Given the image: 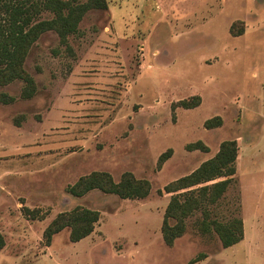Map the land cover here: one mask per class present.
Listing matches in <instances>:
<instances>
[{"label":"rangeland","instance_id":"374dc122","mask_svg":"<svg viewBox=\"0 0 264 264\" xmlns=\"http://www.w3.org/2000/svg\"><path fill=\"white\" fill-rule=\"evenodd\" d=\"M106 2L85 15L70 50L55 32L32 47L34 98H21L22 81L0 87L15 99L0 102V264H264V0ZM230 140L238 158L228 190L166 245L165 187ZM93 172L115 182L131 173L151 193H69ZM77 207L101 214L94 233L73 243L67 228L47 245L48 226ZM205 211L210 221L242 220L243 239L224 248L203 231Z\"/></svg>","mask_w":264,"mask_h":264},{"label":"trees","instance_id":"16d2710c","mask_svg":"<svg viewBox=\"0 0 264 264\" xmlns=\"http://www.w3.org/2000/svg\"><path fill=\"white\" fill-rule=\"evenodd\" d=\"M94 9H108L106 0H25L17 4L4 2L0 8V87L22 81L24 87L21 98L24 100L34 98L38 91L37 84L25 69L32 47L45 33L55 32L61 44L70 50L69 37L79 32V25L85 15ZM43 11L53 14V17L36 21L35 18ZM0 102L9 105L15 102V99L1 94ZM199 103L200 98H196L195 104L184 102L182 106L190 109L198 106ZM213 122L220 125L221 120L220 118L210 120L207 122V127L212 128ZM202 147V144H196L191 146V149L197 150ZM169 153L162 155L159 163L166 162L170 157ZM237 158V142L224 141L215 157L202 163L193 173L165 187V191L172 194L162 227L166 245L172 246L175 240L184 234L185 220L195 211L205 204L214 205L223 197L232 182V177L236 174ZM68 190L78 198L86 196L91 191L100 190L106 194L117 195L121 199L134 200L147 198L151 193V184L146 180L135 178L131 173L124 174L120 182H115L109 173L93 172L81 177ZM204 214L203 231H215L224 248H230L243 239L242 220L234 219L224 224L216 220H208L209 212L205 211ZM100 219L101 214L98 211L84 207L61 213L46 229L44 234L46 243L49 245L55 235L67 228L71 229V241L79 242L94 233ZM170 220L176 221V224L171 226ZM3 247L4 240L0 234V249Z\"/></svg>","mask_w":264,"mask_h":264}]
</instances>
